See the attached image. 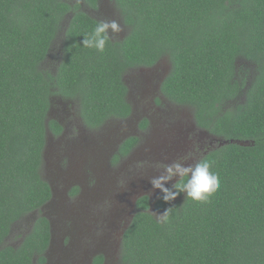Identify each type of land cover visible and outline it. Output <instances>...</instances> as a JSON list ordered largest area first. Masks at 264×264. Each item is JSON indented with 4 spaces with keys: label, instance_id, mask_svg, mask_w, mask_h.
I'll return each instance as SVG.
<instances>
[{
    "label": "trees",
    "instance_id": "16d2710c",
    "mask_svg": "<svg viewBox=\"0 0 264 264\" xmlns=\"http://www.w3.org/2000/svg\"><path fill=\"white\" fill-rule=\"evenodd\" d=\"M70 2L0 0V264H46V217L18 245L8 238L52 198L44 152L47 132L61 127L49 118L51 98L78 103L84 124L102 129L130 113L124 75L163 56L171 70L162 95L217 140L245 145L217 146L202 158L220 178L207 203L184 194L165 203L161 195L153 208H173L162 221L147 196L138 199L118 264H264V0H114L127 32L102 53L81 44L98 21L81 7L97 10L101 0ZM56 41L61 57L50 71L44 63ZM136 142L127 139L112 163ZM104 261L99 253L91 264Z\"/></svg>",
    "mask_w": 264,
    "mask_h": 264
},
{
    "label": "rangeland",
    "instance_id": "374dc122",
    "mask_svg": "<svg viewBox=\"0 0 264 264\" xmlns=\"http://www.w3.org/2000/svg\"><path fill=\"white\" fill-rule=\"evenodd\" d=\"M70 1V4L73 6L80 4V0ZM81 9L89 16L98 20L117 21L121 26L122 31L115 40H122V35L126 34L127 30L122 23V17L114 0H101L100 8L97 10H93L85 5L82 6ZM65 21L66 23L61 27L58 34L59 39H63L64 32L67 28L68 19ZM58 44L60 43L56 41L54 51L52 47L47 58L48 60L44 63V67L50 71H54L56 69V63L60 62L61 54H59V48L57 50V47H59L57 46ZM159 61L160 62L153 67L152 72L146 73L144 72L146 71L145 69H133L124 75V78L129 81H127L128 84H130L129 90L133 91L135 87L138 86V83L136 82L137 77L141 85L146 89L144 92H141L140 89V92L133 93L129 97L130 102L143 97L145 94L142 96V93H146L144 96L146 98L153 95L152 89L159 86L160 81L170 73L171 63L169 59L166 56H163ZM240 62L243 71L247 72L244 63L241 60L236 63L237 68L240 69ZM245 64L248 65L246 62ZM156 94H158L156 97L160 99L155 105L161 106V112L149 109V111H142L136 114V117L135 115H132L127 120V123H124L128 128L127 132L131 133V130L136 129L142 118L147 116L151 117L153 114L159 128L162 126L166 129L171 128L172 131L178 133L177 136H184V134H187L186 132L193 133L194 131H189L184 127V125L189 126L190 123H194L191 110L185 106L171 103L162 95L161 91L160 93L156 92ZM51 100L53 101V106L50 108L49 118L57 119L59 115L62 116L63 121L68 122V124L65 129L66 134L60 139L54 138L52 140L57 143L58 150L56 152L53 151L52 156L49 151L44 155L45 165L43 166V174L47 182L52 188H55L58 185L60 188H64V185H61L62 179L57 180V174L62 173L65 169L64 154L66 152L64 151L70 145V142L77 143L78 137L83 138V144L85 143L89 146H84V150L80 149L78 154L74 150H70L71 154L74 156L75 165L80 166L85 160L89 162V159H93L91 155H88L90 152L97 158V162L102 165L103 170H101L98 175L95 174L94 178H92V176L89 177L85 173L87 165L69 172L71 174L70 178H73L76 184H79L82 187V193L75 202H72V200H64V204L62 203L56 208L53 206L51 200L41 210L40 215L33 212L15 223L10 232L8 242L12 245H18L22 240V238L19 237L20 233L29 232L38 217H46L50 215L49 218H59L61 221H65V225L66 227L68 226L69 229L67 239L71 236V239H68L69 242L67 240L65 241V244L67 245L64 244L60 250L64 261L59 262V264H88L87 262L91 261L94 256L99 253L107 254L106 264H118L121 252V238L136 211L135 204L137 200L143 196H148L151 201L154 202L162 194L158 190L153 191L151 184L149 183V180L156 175L153 171V165L150 167L152 170H146V167L143 165L145 168L143 171L140 167H137L138 162H132L129 163L130 165L128 164L125 166L123 172H117V164L112 163V157L116 153V148L124 142H122L121 139L122 134L124 132L127 134L125 130L123 132L121 129V120H110L102 127V129H89L82 122L81 118H79L80 106L78 103H72V105L64 104L62 106L59 104V101L63 103L60 98L53 96ZM174 114L176 116L172 117L174 120L168 118V116L170 117ZM137 119L139 120L137 121ZM194 128L195 127L192 129ZM200 130H198V132ZM155 136L159 137V133H156ZM188 137L186 139H188ZM151 142L145 146L141 154H138L143 160L149 159L144 161V164L147 165L155 158L154 144L152 145L153 147H150ZM203 142V138L202 140H197L198 144H202ZM203 144L204 154H201L203 156H206L209 152L213 151V148H218L216 147L218 146V141H212L210 138H205ZM121 155L124 156L125 154ZM195 155L196 153L193 152L194 158L196 157ZM135 157L136 156L132 158ZM79 158L81 160L78 161ZM120 161L121 160L118 158V161L115 163H119ZM187 163L193 164V161ZM132 171L140 172L139 177H133L138 174L133 173ZM122 178L129 180L126 187L122 184ZM167 185H165V187ZM182 199L183 193L180 196H177L175 201ZM151 212L156 218H158L157 216L163 215L153 208H151ZM55 231L57 235L55 238L58 240L61 234L57 230ZM85 255L88 256L87 259L82 261L84 260ZM54 260H56V256L53 258L52 263L55 262ZM79 261L81 262L78 263Z\"/></svg>",
    "mask_w": 264,
    "mask_h": 264
},
{
    "label": "flooded vegetation",
    "instance_id": "af4514ba",
    "mask_svg": "<svg viewBox=\"0 0 264 264\" xmlns=\"http://www.w3.org/2000/svg\"><path fill=\"white\" fill-rule=\"evenodd\" d=\"M122 36H123L122 38H124L125 34L122 35ZM156 64H158V63H156ZM156 64H154L153 66H151L149 68H139V69H143V70L145 69L146 71H144V72H146V73L152 72L153 71V67ZM139 69H137V70H139ZM132 70H129V71H132ZM164 79H162L160 81L159 86H156L155 88L152 89L153 95H151V96L146 98V97H144L146 95V93H142V96H143V94H145L143 97H140L139 99H137V100H135L133 102H130L129 97L133 93L140 92V89H141V92L142 91L144 92L146 89L141 85V83H140V81H139V79L137 77L136 78V82L138 83L139 87L136 86L135 89L133 91H131V90H129V86H130V84H128L129 81L124 78V81H125L124 83H125V85H126V87L128 89L127 100H128V103H129V105L131 107L130 108V113H129V115L127 117H124V118H113V120H121V122H122L121 123L122 124V128L121 129H122L123 132H124V130L127 132L128 128H127V126L125 124L127 123V120L132 115H135V117H136V114H138V113H140L142 111H144V112L145 111H149V109H153V110H156L158 112H161V110H160L161 106H156L155 103H157V101L160 99V98L156 97V95H158V94H156V92L160 93V86L162 85ZM59 102H60L59 104L62 105V106L64 104H66L64 102L62 103L61 101H59ZM79 113H80V111H79ZM154 117L155 116L152 114L151 117L147 116L145 118H142V120L138 123L136 129L135 130H131L132 134L130 132H127V134L124 132L122 134V138H121L122 142L123 141L125 142L127 139H129L131 137L136 138L137 142H136L135 146H133L130 149V152L127 155L118 156L121 161L119 163H116L117 164V172H119V173L123 172L125 166L128 165L129 163H132V162L137 163V162H141V161L144 162L145 160H149V159H144L143 160V158L138 156V154H141V152L145 148V146L151 141L152 142L150 144V147H153L152 145L154 144L153 148H154V151H155V158H154V160L151 163H148V165L144 164V166L146 167V170H152V169H150V167L153 165V171L156 173V175H158L159 171L155 167V165L157 163L168 164V163H171L173 160H175V159H177L179 157H183L186 154L191 153V158L188 159L187 162H192L193 161V164H194L198 160H201L204 157L201 154L202 153L204 154V150H203L204 149V144L203 143L205 142V138H210L212 141L217 140L216 137L212 136L208 132L198 129V127L195 125V123H190L189 126L184 125V127L186 129H188L189 131H194L193 133L186 132L187 134H184V136H177L178 133L175 132V131H172L171 128H167L166 129V128H163V126L159 128V125H158V123H156V120L154 119ZM172 117H176L175 114L170 116V117L168 116L169 119L174 120ZM79 118H80V116H79ZM138 120L139 119H137V121ZM55 121L60 125L61 131L57 135L53 134V132H51V131L47 132V141H46V148H45L44 155H46L45 153H47V151H49V153L52 156L53 155V151L56 152L58 150L57 143L53 142L52 140L54 138L60 139L66 134V130L65 129L67 128L66 125L68 124V122L63 121L62 116H59V115H58V118L55 119ZM167 124H169V123H167ZM193 127H195V128L192 129ZM96 129H100V128H96ZM198 130H200V131L198 132ZM156 133H159V137L155 136ZM187 137H188V139H186ZM202 138L204 139V142L202 144L199 143L200 144V146H199V144L197 143V140H202ZM77 140H78L77 143L70 142L69 143L70 145L64 151V152H66L64 154V156H65V164H64L65 165V169H64V171L62 173L57 174V180L62 179L61 185L62 186L64 185V188H60L59 185L56 186L55 188L51 187L52 191H53L51 200H52L53 206L56 207V208L58 206H60L63 203L64 200H68V201L72 200V202H75V200L82 193V191H81L82 187L79 184H76V182H75V180L73 178H70L71 174L69 172H72L73 170H75V169H77L79 167H83V166L87 165L85 173L89 177L92 176V178H94L95 174L98 175L100 173V171L103 170L102 169V165H100V163L97 162V158L94 155H92L90 152L88 153V155H91L93 159H89V162L85 160L84 162L81 163L80 166H76L75 165V159H74V156L71 154L70 150L71 151L74 150L78 154L80 149L84 150V146H86V147L89 146L88 144H85V143L83 144V138L78 137ZM195 145H198L199 150L194 152V153H196V155H195L196 157L194 158L192 149H193V147ZM119 147L116 148L115 155L118 154ZM212 150H215V148H213ZM88 155H87V157H88ZM134 156H136V157L132 158ZM113 157H112V159H113ZM79 160H81V159L79 158L78 161ZM118 165L122 166V167H119ZM140 168L143 171L145 170L144 167H140ZM132 172L138 174V175H135L133 177H139L140 172H134V171H132ZM149 173H151V172H149ZM121 181H122V184H123L124 187H126L128 185L127 184V182L129 181L128 179H123L122 178ZM175 182H176L175 179L172 182H170L168 184L169 188L171 187L170 184L175 183ZM168 185L166 187H168ZM74 188L77 189V192L75 194L71 195V191ZM161 195L154 202H152L151 199L147 196L150 199L151 208L154 207L155 202L160 199ZM46 205H44L41 208V210ZM153 209H155V208H153ZM150 211H151V209H150ZM36 213H38V212H36ZM49 216H46V218H47V220L50 223V233H52V240H51V237H50V242H49L48 249H47V251L45 253V257H46L47 261L49 263H51L52 260H53V255L56 256V258L59 257V253H60V250H61L62 246H64L66 240L68 241L69 238L71 239V236H69V238L67 239V234H69V229H68V226L66 227V225H65L66 222L65 221H61L59 218H57V219L56 218L54 219L53 217L49 218ZM55 230H57L61 234V236H60V238H58V240H56V238H55V236H57ZM26 233H28V232H25V234ZM122 233H123V230H122ZM65 245H67V244H65ZM105 254H103L104 258H105V261H104L103 264H106V256H107V254L106 255ZM73 256H75V255H73ZM85 256H87V255H85ZM84 259H85V257H84ZM80 262L81 261H79L78 263H80ZM91 262H92V260H91ZM91 262L90 263L87 262V263L91 264Z\"/></svg>",
    "mask_w": 264,
    "mask_h": 264
},
{
    "label": "clouds",
    "instance_id": "9594fccd",
    "mask_svg": "<svg viewBox=\"0 0 264 264\" xmlns=\"http://www.w3.org/2000/svg\"><path fill=\"white\" fill-rule=\"evenodd\" d=\"M121 31V26L115 20H98L95 21L94 29L83 37L81 44L85 48L102 53L105 46L109 42H113ZM198 150V145L192 149L193 152ZM190 158L191 153H188L171 163H157L155 165L159 174L153 176L149 183L153 191L158 190L162 193V199L165 203L174 201L182 193L185 200L207 203L209 198L219 189V175L211 170L214 161L201 159L194 164H188L187 160ZM144 163L143 161L138 162L137 167H143ZM174 179L176 182L172 183L170 188L165 187ZM172 210L173 208H169L163 215L157 217L162 221H167Z\"/></svg>",
    "mask_w": 264,
    "mask_h": 264
},
{
    "label": "water",
    "instance_id": "95a60500",
    "mask_svg": "<svg viewBox=\"0 0 264 264\" xmlns=\"http://www.w3.org/2000/svg\"><path fill=\"white\" fill-rule=\"evenodd\" d=\"M215 141H218V146L219 147H222V146H225V145H228V144H237V145H240V146H244L245 145V143H243V142H239V141H219V140H215ZM51 188V187H50ZM51 191H52V189H51ZM53 192V191H52ZM51 234V240H52V233H50ZM66 254V253H65ZM65 256H67V255H65ZM55 256L53 255V258H54ZM87 259V256H85V259L84 260H82V261H85ZM47 261V260H46ZM55 262L54 263H49L48 261L46 262V264H59V262H63L64 260H63V255H61V253H59V257L58 258H56V260H54ZM89 262H91V261H89Z\"/></svg>",
    "mask_w": 264,
    "mask_h": 264
}]
</instances>
